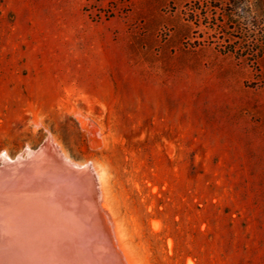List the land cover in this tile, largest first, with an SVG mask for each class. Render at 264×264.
I'll return each mask as SVG.
<instances>
[{
  "label": "rangeland",
  "instance_id": "374dc122",
  "mask_svg": "<svg viewBox=\"0 0 264 264\" xmlns=\"http://www.w3.org/2000/svg\"><path fill=\"white\" fill-rule=\"evenodd\" d=\"M48 137L138 263L264 264V0H0V156Z\"/></svg>",
  "mask_w": 264,
  "mask_h": 264
},
{
  "label": "bare ground",
  "instance_id": "6f19581e",
  "mask_svg": "<svg viewBox=\"0 0 264 264\" xmlns=\"http://www.w3.org/2000/svg\"><path fill=\"white\" fill-rule=\"evenodd\" d=\"M54 139L0 156V264H140L103 169L73 161Z\"/></svg>",
  "mask_w": 264,
  "mask_h": 264
},
{
  "label": "water",
  "instance_id": "95a60500",
  "mask_svg": "<svg viewBox=\"0 0 264 264\" xmlns=\"http://www.w3.org/2000/svg\"><path fill=\"white\" fill-rule=\"evenodd\" d=\"M40 148L36 149L35 151H38Z\"/></svg>",
  "mask_w": 264,
  "mask_h": 264
}]
</instances>
